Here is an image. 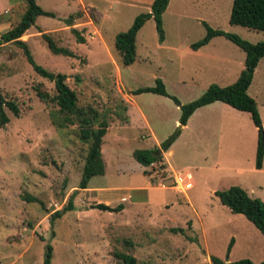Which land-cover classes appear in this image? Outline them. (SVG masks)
I'll return each instance as SVG.
<instances>
[{"label": "rangeland", "instance_id": "rangeland-1", "mask_svg": "<svg viewBox=\"0 0 264 264\" xmlns=\"http://www.w3.org/2000/svg\"><path fill=\"white\" fill-rule=\"evenodd\" d=\"M36 2L55 17L39 16L21 40L29 39L39 66L67 76L80 107L108 122L105 174L93 177L89 189L79 188L89 144L78 124L64 125L59 107L37 96L38 88L56 95L55 82L40 76L19 46L4 44L0 86L20 115L5 108L9 122L0 125V264H45L48 246L52 264H124L118 254L138 264H213L212 257L264 262V235L215 195L238 186L264 202V167L256 168L260 131L250 114L218 103L195 114L170 155L161 150L181 125L172 98L188 104L211 85L234 84L245 69V52L225 37L192 49L207 33L205 23L253 44L264 42V33L230 23L234 0H171L163 16L165 41L151 19L137 36L135 63L124 67L116 36L151 12L153 0ZM25 11L24 0H0V36ZM44 34L75 57L54 54ZM158 79L169 97L134 95L156 87ZM248 93L264 117V60ZM144 149H159L167 168L138 163L134 152ZM189 181L193 187L186 189ZM71 200L74 209L55 219ZM98 204L126 209L110 213L93 208Z\"/></svg>", "mask_w": 264, "mask_h": 264}, {"label": "trees", "instance_id": "trees-1", "mask_svg": "<svg viewBox=\"0 0 264 264\" xmlns=\"http://www.w3.org/2000/svg\"><path fill=\"white\" fill-rule=\"evenodd\" d=\"M24 1L26 3V11L20 21L13 24L8 32L0 36V58L3 45L14 43L24 50L28 62L40 76L55 82L56 95L51 96L49 93L42 91L41 88H38L37 96L41 101L53 102L59 107L60 112L66 116L64 125L73 126L78 124L80 127L81 140L89 144V151L83 176L79 185L81 190H86L89 188V183L93 177L105 174V162L103 159L102 147L104 137L108 133L109 125L106 120H101L100 114L95 109L91 107L82 108L78 105L77 93L66 83V75H55L36 63L29 46L22 41L21 38L35 25L39 16L55 17V15L54 13L43 10L37 4L36 0ZM169 3L170 0H154L151 6V12L137 16L129 30L121 32L116 36L115 48L121 57L124 67H129L135 63L137 58V36L145 24L151 19L155 21L160 42L162 43L165 41L163 15L169 6ZM73 20L74 16H71L70 20L67 21L68 26L73 24ZM230 23L232 25L264 33V0H234ZM205 27L207 30L205 37L193 44L192 49L197 51L202 47L207 46L214 38L225 37L245 52V69L234 84L226 87L211 85L200 98L188 104L182 105L177 98H172L181 110V118L179 122L182 126H186L191 116L198 109L216 102H222L238 111L249 113L254 125L260 131L256 168L261 170L264 163L263 122L257 103L249 95L248 91L253 83L255 70L260 61L264 58V42L253 44L243 40L235 34L213 29L206 23ZM73 33L77 36L78 42L84 43L85 39L80 32L73 29ZM43 38L54 54L63 55L69 58L75 57L73 51L68 48L59 47L49 35L44 34ZM144 93L169 97L166 87L161 79L157 80L156 87L138 89L135 91L134 95ZM5 108H9L16 116L20 115L17 103L14 101H8L3 95L0 86L1 126H4L9 122ZM95 126L98 128L96 129ZM175 140L162 143L161 150L163 152H168ZM134 158L144 167L162 164L163 169H166L164 157L159 155V149L136 150L134 152ZM215 195L223 206L229 208L233 214L245 216L247 220H249L264 235V202L262 200L251 198L244 189L238 186L231 187L227 190L217 191ZM93 208L105 212L116 213L123 211L125 207L124 205L110 207L105 204H98L93 206ZM73 209L74 204L71 200L67 208L55 213L54 218H61L63 214ZM179 231H181V229ZM52 255L53 248L52 246H48L45 264H52ZM117 256L124 261V264H138L137 259L132 255L118 254ZM211 260L213 264H255L249 259L229 262V260L224 261L220 258L212 257ZM261 264H264V262Z\"/></svg>", "mask_w": 264, "mask_h": 264}, {"label": "crops", "instance_id": "crops-1", "mask_svg": "<svg viewBox=\"0 0 264 264\" xmlns=\"http://www.w3.org/2000/svg\"><path fill=\"white\" fill-rule=\"evenodd\" d=\"M153 2H154V0H153ZM170 2H171V0H170ZM169 6H170V3H169ZM169 6H168V8H169ZM168 8H167V10H168ZM167 10H166V12H167ZM99 12V11H98ZM165 12V13H166ZM164 13V14H165ZM99 14H100V12H99ZM100 16H101V18L103 17L101 14H100ZM164 16V15H163ZM30 31V30H29ZM28 31V32H29ZM27 32V33H28ZM27 33L21 38L22 40H24V37H26V35H27ZM218 38H220V37H216V38H214L209 44H208V46L210 45V44H212V43H214V42H216L217 40H219ZM29 40V39H28ZM28 40H25V42H28ZM200 50V49H199ZM199 50H197V51H199ZM264 60V58L260 61V63H259V65H258V67L260 66V64L262 63V61ZM257 67V68H258ZM218 103H222V102H216V103H213V104H211V105H208V106H205V107H202V108H200V109H198L192 116H191V118L189 119V121H188V123H187V125L186 126H182V130L183 129H185V128H187L188 126H189V123L191 122V120L194 118V116H195V114L197 115L199 112H201L202 110H207V109H209V108H213V107H215V106H217L218 107ZM224 104V103H223ZM227 105V104H226ZM229 106V105H228ZM231 107V106H230ZM219 108V107H218ZM236 110V109H235ZM245 113H247V112H245ZM251 116V115H250ZM262 122H263V125H264V117H263V115H262ZM252 119V118H251ZM257 128V127H256ZM172 147V146H171ZM172 153V151H171V148H170V150L168 151V152H166V154H165V156L168 154V155H170ZM167 160V159H166ZM263 167H264V163H263ZM166 168H167V166H166ZM263 169V168H262ZM261 169V170H262ZM168 170V169H167ZM169 172V171H168ZM179 173V172H178ZM188 175H191L190 173H188L187 174V176ZM191 177H192V175H191ZM89 189V188H88ZM125 209H126V207L124 208V210L123 211H121V212H119V213H123L124 211H125ZM112 213V212H111ZM124 215V214H123Z\"/></svg>", "mask_w": 264, "mask_h": 264}, {"label": "built area", "instance_id": "built-area-1", "mask_svg": "<svg viewBox=\"0 0 264 264\" xmlns=\"http://www.w3.org/2000/svg\"><path fill=\"white\" fill-rule=\"evenodd\" d=\"M187 177V179H191L192 177H191V175H188V176H186ZM183 182V181H182ZM185 185V187H186V189H191L193 186H192V183L189 181V182H187V183H185L184 184Z\"/></svg>", "mask_w": 264, "mask_h": 264}, {"label": "water", "instance_id": "water-1", "mask_svg": "<svg viewBox=\"0 0 264 264\" xmlns=\"http://www.w3.org/2000/svg\"><path fill=\"white\" fill-rule=\"evenodd\" d=\"M181 130H182V125H180L179 130L176 132V134L169 141H174L180 135Z\"/></svg>", "mask_w": 264, "mask_h": 264}]
</instances>
